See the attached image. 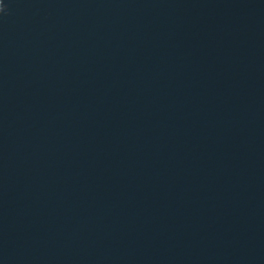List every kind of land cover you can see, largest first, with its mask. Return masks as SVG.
<instances>
[{
    "label": "water",
    "instance_id": "water-1",
    "mask_svg": "<svg viewBox=\"0 0 264 264\" xmlns=\"http://www.w3.org/2000/svg\"><path fill=\"white\" fill-rule=\"evenodd\" d=\"M0 4V264H264V0Z\"/></svg>",
    "mask_w": 264,
    "mask_h": 264
},
{
    "label": "clouds",
    "instance_id": "clouds-1",
    "mask_svg": "<svg viewBox=\"0 0 264 264\" xmlns=\"http://www.w3.org/2000/svg\"><path fill=\"white\" fill-rule=\"evenodd\" d=\"M3 9H4V5L0 4V11H3Z\"/></svg>",
    "mask_w": 264,
    "mask_h": 264
}]
</instances>
